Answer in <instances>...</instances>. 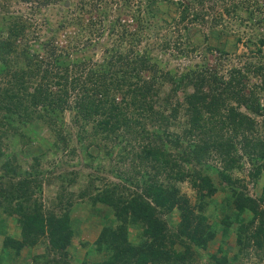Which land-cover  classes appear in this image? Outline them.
<instances>
[{
	"label": "trees",
	"instance_id": "16d2710c",
	"mask_svg": "<svg viewBox=\"0 0 264 264\" xmlns=\"http://www.w3.org/2000/svg\"><path fill=\"white\" fill-rule=\"evenodd\" d=\"M61 1L41 0L43 4ZM130 1L117 9L107 33L115 37L119 50H128H114V59L99 71L89 68L86 55L91 54L87 48L101 35L107 17L100 11L93 15L92 9L101 0H82L77 17L52 28L45 43L33 51L30 41L36 33L32 24L22 17L0 16V218L14 222L18 232L10 235L3 229V251L14 253L11 264L21 250L36 245L44 246L51 258L56 256H28L32 264H69L73 260L67 262L66 258L77 238V225L71 220L76 201L63 184L72 187L77 179L71 173L58 177L62 185L55 207L45 208L38 194L43 181L38 177L44 174L40 165L52 151L66 152L70 146V126L62 119L66 112H73L71 121L78 126V143L85 144L86 156L94 159L89 151L92 147L103 160L112 161L115 150L120 151L114 157L118 165H125L122 181L135 188L125 195V185L108 186L90 176L77 198L88 205L82 220L94 222L93 233L88 241L78 242L85 249L84 257L74 261L245 264L253 257L262 264L264 189L258 199L252 198L232 175L242 169L244 156L253 166L249 172L253 186L264 174V15L233 6L245 14L242 20H250L248 40L257 44L255 62L237 67L226 63L224 51L208 45V33L202 34L200 44L192 42V47L179 38L158 41V29L203 18L202 11L193 9L194 4L202 6V0H138L135 10L128 5ZM160 2L172 5L177 18L154 20L157 29L151 36L148 32V38L153 35L155 39L148 50L135 53L131 46L141 43V34L149 26L145 20H150L151 30V8ZM71 6L69 1L63 9ZM255 8L262 12L264 0L260 4L255 0ZM213 18L211 26L217 23ZM62 33L68 41L59 47ZM155 52L159 53L152 55ZM166 52L176 64L164 56ZM196 52L199 61L182 63V58L191 59ZM209 56L215 57L213 64ZM256 117L262 118L261 123ZM15 142L30 152L27 171L22 172L15 155L6 154ZM238 145L243 154L238 153ZM68 156L75 157V149ZM215 157L221 166L216 181L205 169L184 171L185 162L191 160L199 166ZM136 165L148 170L138 171ZM184 180L197 192L195 213L187 200L176 196V184ZM219 193L223 195L220 206L214 199ZM229 200L232 207L227 214ZM175 206L182 218L177 226L168 227L164 216ZM220 212L224 216L215 223ZM109 215L112 220L106 224ZM133 231L138 241L131 240ZM231 233L235 243L229 247ZM235 247L236 253L228 257Z\"/></svg>",
	"mask_w": 264,
	"mask_h": 264
},
{
	"label": "rangeland",
	"instance_id": "374dc122",
	"mask_svg": "<svg viewBox=\"0 0 264 264\" xmlns=\"http://www.w3.org/2000/svg\"><path fill=\"white\" fill-rule=\"evenodd\" d=\"M69 1L72 2V6L70 9L67 8V10L63 9V7L67 6V3L69 4ZM102 2L97 6V8H93L94 10L93 15H96L97 13H105L107 17L103 18L102 23V30L101 35L96 36L92 39L90 42L91 47L87 48V52L91 53L90 55H86L88 57V62L90 65L91 70H103L104 66L107 65L110 61L114 59L112 58V54L115 53L114 50L118 52L119 47L116 44L115 37H108L107 33L109 31V21L115 20L117 16V9L124 6L125 0H101ZM203 5H197L194 4L193 9H197V11L203 12V18H200L197 20V22L192 23H183L180 24L178 27L174 26V23L172 22L171 25L166 26L164 29L160 28L158 37V41L161 42L163 39H171L174 40L176 38L182 39V42L187 43L190 47H192V42L194 43H201L202 34L208 33V45L213 46L215 48L221 49L224 51L226 56V63L228 65H233L240 67L245 62L251 61L255 62V59L257 58V54H255V49H257V44L255 41L248 40L251 38V30L250 27V20H242L241 18L243 14L241 11H236L233 8L235 5H240V7H244L245 10H255V15L262 14L264 15V10L262 12H259L257 8H255V0H249V2L244 4L245 0H202ZM258 3L262 2L263 0H257ZM82 0H62L60 3H52L49 2L47 4H43V2L34 0L32 2L24 3L19 0H0V12L1 15H4L5 17H22L23 19H26L28 22L32 24V27L35 29V36L36 38H33L30 41V45L32 46V51L38 49L40 47L41 43H45L46 37L48 36V32L52 28H56V26L60 22L70 21L74 19L76 16V13L79 12L77 9L79 6H81ZM93 5V4H92ZM91 5V6H92ZM95 5V4H94ZM133 10L137 9L139 6L138 0H131L128 4ZM246 5V7H245ZM201 8V9H200ZM141 9L142 6H141ZM65 10V12H64ZM151 11L154 13L151 30H150V20H145L146 23H148V27L145 29V33L141 34V43L136 44L134 43L131 46V49L136 52L148 50L147 45L149 46L150 41L154 40L155 38H148V32L154 33L157 29V27H153L154 20L160 21L161 19H164L168 22L171 21V19L177 18V14L175 12V9L172 5H167L164 2H160L156 5V7H152ZM228 11V13L226 12ZM59 12H63V14L60 15ZM104 14V15H105ZM221 16V19H218V17ZM213 17H216L217 23L213 26L210 25L211 19H214ZM1 25V24H0ZM1 27V26H0ZM3 27V25H2ZM211 27V28H209ZM157 30V31H158ZM69 33L74 34V31L71 30ZM151 36V34H150ZM148 38V39H147ZM238 39V41H237ZM68 40L65 37V33L61 34V39L58 41L59 47H64L66 42ZM227 41V42H226ZM31 48V47H30ZM264 49V48H263ZM122 52H127L125 48H120ZM119 50V51H120ZM159 53V52H157ZM156 52L152 55H156ZM150 54V51H149ZM217 52L214 54L216 56ZM166 58H171L173 61L172 63L176 64V59L172 58L173 56L166 52L164 55ZM197 56V57H195ZM80 54H78V58H80ZM132 57V56H130ZM63 58V56L61 57ZM90 58V59H89ZM111 58V60H110ZM110 60V61H109ZM200 55H197V52L195 54H191V59L185 60L182 58V63L186 65L188 61H199ZM209 62L211 64L214 63L215 57L209 56ZM109 61V62H108ZM253 80V79H252ZM250 84L253 82L249 80ZM73 112H66L64 118L62 119V122L66 125L70 126L68 129L71 132L70 137V146L68 150L65 152L63 150L59 151H52L50 154L51 156L47 159H44L43 163L40 165V168L44 170V174L40 175L38 178L43 179L42 181V187L40 189L39 196L42 199L43 205L45 208L49 207H55L57 202V195L60 191V186L62 185L58 177L64 174H72V177L77 179L75 181L74 186L70 187L67 185V182L65 184L68 187L69 193L75 194V200L76 204L71 209V220L74 221L77 225V238L73 241L74 248H69V253L67 256V262H69L71 259H73L69 264H78L76 261H74V258L83 259L85 249L83 247H80L78 242L82 241H88L89 238H91L93 231L90 230V227L94 224V222L90 223H84L82 220L83 217H86V214L88 212V205H84L80 203L79 199L77 198L78 191L84 186L87 185L88 180L90 179V176L95 179V177H98L103 181V183L107 184L108 186L114 185V184H120L125 185L126 189L122 190L123 193L131 194L133 191H135V188L132 187L129 183L126 181H122L121 177H125L123 173V169L125 165H118L116 162V159L114 156L118 154L120 151L115 150V153L113 155V160L110 161L108 158L103 160L102 155L100 153H97V150L95 148H90L91 155L94 156V159L89 158L86 156L85 152V144L82 145L78 143L77 133L78 126L75 127L71 121ZM256 119L261 123L260 117H256ZM67 129V130H68ZM238 153L243 154L242 149L240 145L237 146ZM70 149H75V157L74 156H68V151ZM119 149V148H118ZM29 150L21 148L18 143H13L10 147V151H6V154L15 155L18 159V163L22 166V172L27 171V158L29 157ZM89 153V152H88ZM125 163V162H124ZM139 164V162H138ZM186 168L184 169L185 172L187 170L193 171L194 167L199 169H205L206 173L208 172L209 175L213 178L218 177V171L220 170V162L218 161V158H212L209 159L207 163L197 166V164L194 161L185 162ZM242 169L238 172L233 173L232 177L233 179H236L240 185L245 187L247 195H249L252 198L258 199V197L262 193V189H264V174L261 175L257 186H253L252 182H250L249 179V172L252 169V165L250 161L248 160L247 156H244L243 161L241 163ZM138 171L142 170H148V167L139 166L136 165ZM100 167L102 168V171H100ZM125 170V169H124ZM112 171V172H111ZM120 173V174H119ZM3 173L0 171V179L1 175ZM76 174V175H75ZM119 174V175H118ZM75 175V176H74ZM123 175V176H122ZM65 179H68L65 177ZM100 182V181H99ZM176 187L178 189V192L176 193V196L178 198L182 197L185 200H187V204L189 206V209H191L195 213V206L197 201V192L192 187L189 180H184L182 182H179L176 184ZM73 198V199H74ZM216 198V199H215ZM217 204H221L223 201V195L219 193L214 197ZM261 205V204H260ZM231 207H232V201L229 200L228 202V209L227 214L231 213ZM261 208L264 209V203H262ZM57 211V210H56ZM58 212V211H57ZM109 219L106 224H109L112 220V215H109ZM224 216V212H220L217 215V223L220 218ZM181 212L179 209L174 207V209L169 212L167 215L164 216V219L167 221L168 227L172 226L175 227L179 224L181 220ZM83 221V222H82ZM93 223V224H92ZM94 226V225H93ZM6 227L7 233L10 235L17 234V228L11 220H6L4 218H0V261L2 259L1 264H11L13 263V258L15 257L13 252L10 251H3L2 249V241H3V234L1 233L3 229ZM89 232V233H88ZM95 234V233H94ZM229 237H227V242L229 243V247L231 245H234V234L231 233ZM17 236V235H15ZM130 238L132 241H138V238L136 237L135 231L131 232ZM220 239V236H217V240ZM217 243V242H216ZM217 248V244L212 246V250L215 251ZM236 247L235 249L230 252L231 257L233 254L236 253ZM232 250V249H231ZM73 253V257L72 254ZM209 252H207L208 254ZM36 255H47L46 248L42 245H36L32 249H26L24 248L21 250L20 254L16 258L15 264H32L31 262L27 261V257H35ZM3 256V258H1ZM51 255H47L49 259H54L56 255H54L53 258L50 257ZM98 258V257H97ZM96 258V259H97ZM4 259V260H3ZM247 261V260H246ZM203 260L201 263H204ZM245 264H257L256 258H253L248 260ZM261 264V263H260ZM264 264V262L262 263Z\"/></svg>",
	"mask_w": 264,
	"mask_h": 264
},
{
	"label": "water",
	"instance_id": "95a60500",
	"mask_svg": "<svg viewBox=\"0 0 264 264\" xmlns=\"http://www.w3.org/2000/svg\"><path fill=\"white\" fill-rule=\"evenodd\" d=\"M67 5H68V3H67Z\"/></svg>",
	"mask_w": 264,
	"mask_h": 264
}]
</instances>
